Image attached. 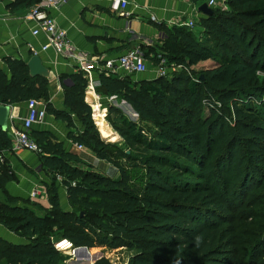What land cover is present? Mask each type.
<instances>
[{"label": "trees", "instance_id": "1", "mask_svg": "<svg viewBox=\"0 0 264 264\" xmlns=\"http://www.w3.org/2000/svg\"><path fill=\"white\" fill-rule=\"evenodd\" d=\"M38 2L13 0L8 8ZM198 22V32L162 28L156 49L141 47L153 64L161 56L183 68L170 77L133 82L128 76H96V93L124 101L141 123L155 128L150 139L143 126L129 134L135 124L118 115L121 126L110 125L128 138L125 148L100 140L81 72L60 76L64 110H57L49 104L47 79L31 77L23 60L3 58L0 105L43 101L46 114L66 123L68 138L112 165L119 177L86 166L51 133L31 130L41 169L50 176L49 208L37 216L7 197L4 185L14 176L0 162V190L8 198L0 200V225L29 241L17 246L0 240V264H64L54 247L60 240L88 250L136 249L129 264H264V100L254 103L264 91L257 84V74L264 73V0H228L226 10L216 8ZM229 104L233 126L220 114ZM107 110L106 117L119 112ZM239 145L255 155V165L245 162ZM10 148L0 129V152ZM58 177L70 211L60 206ZM217 177L225 179L222 185ZM236 195L241 211L225 216L224 201ZM93 264L110 263L101 257Z\"/></svg>", "mask_w": 264, "mask_h": 264}, {"label": "crops", "instance_id": "2", "mask_svg": "<svg viewBox=\"0 0 264 264\" xmlns=\"http://www.w3.org/2000/svg\"><path fill=\"white\" fill-rule=\"evenodd\" d=\"M125 1L128 3L125 11L130 13L128 17L112 9L113 0H65L57 10H50L48 15L53 17L57 25L66 31L77 55L85 54L89 60L98 59L101 61L117 58L137 45L141 46L145 52L150 48L156 49L164 38L162 28L171 29L183 26L187 21H193L196 24L201 17L205 16L199 11L203 4L202 0ZM12 2L13 0H0V67L4 68V71L6 70L2 62L3 58L19 59L26 63L33 55H37L49 73L47 78L49 104L57 110H64L60 76L80 72L76 60L57 56L52 51L43 52L41 46L46 42L45 36L43 34L33 36L31 32L34 24L25 20L29 8L22 7L10 11L8 6ZM150 17H154L156 22H152ZM152 65L156 64L152 63ZM152 68L154 69V67ZM153 69L149 67V72L128 77L133 82L152 81L156 77ZM120 76L124 77L125 75L121 74ZM96 84L97 82H95ZM86 92H89L93 102L94 98L98 102L102 99H113V107L121 109L123 112V106H125L134 113L128 104L124 101L117 102L115 97H106L96 93L95 90ZM85 101L91 108L89 102L86 99ZM96 105L92 103L93 111L96 110ZM99 106L101 109L103 108L101 105ZM8 107L10 119L7 132L11 128L20 126L21 118L25 117L27 112V103ZM103 110L107 115L108 110L106 108ZM31 130L51 133L64 144L65 151L79 156L85 164L102 167L106 163L105 169L101 168L102 172L111 171L114 174L113 179L119 177L117 170L112 165L99 160L92 151L85 148L80 152L75 149L73 142L67 136L70 129L66 123L56 120L53 116L47 114L45 122L34 124ZM0 162H4L14 176L12 181L4 185L6 196L16 200L18 206H26L37 216H43L44 209L49 208L45 188L50 183V176L41 169L38 155L26 151L17 153L11 150L1 151ZM60 180L61 178L58 177L56 184L59 187L60 206L64 211H70L66 191L61 187ZM34 188L39 189L41 193L31 198L30 192ZM4 197L5 194L0 190V200ZM0 240L17 246H25L29 243L28 240L12 233L2 225H0ZM96 249L98 248L87 249L89 256L77 253L75 248L61 252V255L66 258L64 264H93V259L98 260V258H93L90 251Z\"/></svg>", "mask_w": 264, "mask_h": 264}, {"label": "built area", "instance_id": "3", "mask_svg": "<svg viewBox=\"0 0 264 264\" xmlns=\"http://www.w3.org/2000/svg\"><path fill=\"white\" fill-rule=\"evenodd\" d=\"M207 8L214 10L216 8L226 10L228 0H202ZM65 0H40L37 4L30 7L25 15V20L33 23L34 27L31 34L37 36L43 34L46 42L41 46L43 52L52 51L55 55L76 60L79 71L87 82V90L93 91L97 75L125 76L144 74L149 71V63L141 46H135L117 58L98 60L87 59L86 55L76 54L75 47L67 36L65 30L60 28L55 19L48 15L50 10H57ZM112 9L119 11L124 16H129L126 12L128 3L125 0H113ZM152 22H156L154 17H150ZM183 26L192 30L193 21H187ZM159 61L154 66V74L156 77H166L173 72H178L183 68L181 66L168 65L166 60L159 56ZM46 104L39 100H30L27 102V112L25 117L21 118L20 126L11 128L6 131L10 140L12 152H31L40 153V149L35 141L30 137V131L34 124H43L46 119ZM7 130V129H6ZM74 148L78 151H84L85 148L81 144L73 143ZM41 191L34 188L30 192V197L34 198L40 195ZM58 252H66L73 250L71 242L68 240H60L54 244Z\"/></svg>", "mask_w": 264, "mask_h": 264}, {"label": "rangeland", "instance_id": "4", "mask_svg": "<svg viewBox=\"0 0 264 264\" xmlns=\"http://www.w3.org/2000/svg\"><path fill=\"white\" fill-rule=\"evenodd\" d=\"M198 21L196 22V24L194 23V27L192 28L191 31L198 32V30H200V24ZM196 36L199 37L198 35H196ZM148 61H150V60H148ZM149 67H150V69H153L152 67H154V65H152L151 62H149ZM173 73H176V72H173ZM173 73H171V74H173ZM171 74H169L168 77H170ZM156 78H158V77H155L153 80H155ZM257 78H258V83H257L258 86L264 87V73H258ZM192 79H193V81H196V78H192ZM86 91H88V90L86 89ZM259 92H261V93L257 92L256 93L257 97L254 100V103L256 105H259L264 100V91L261 90ZM112 101H113V99H110V100L102 99V101L98 102V100H95V98H94V102L92 101V103L97 104L96 105L97 108L95 111H93V108L91 106L92 113H93L92 118H93V120H95L97 122L96 124L98 125V127L96 125L95 126H96L97 131H98V136L103 143L119 144L120 146H122L124 148L128 147V146L123 145V144H125L126 139H128V138L121 137L118 133L115 132V130L110 125L111 121H115V122H117V125H120V120H118L120 118L118 117V115L128 118L130 121H132L135 124V128L129 130V134L135 133V131L139 127L143 126L144 127V131H143L144 137L146 139H150L152 137V135L155 132V128L153 127V125L148 124V123H141L139 121L138 117L131 116L124 106H123V110H124L123 112L121 111V109H118L119 112L117 111L118 112L117 114H112L109 117H105L107 115L105 114V111L103 109H105V108L107 109L108 106H112V104H113ZM98 103H100V104H98ZM99 105H101L103 108L101 109V107ZM231 105L232 104H229L227 107H225L224 110L220 112V114L224 118V120L227 123H229L230 126H233V124H234L233 121H234L235 117L232 113L233 108ZM125 111H127L128 113ZM207 115H208V110L203 108L202 117L205 118ZM74 120L77 123V120L75 118H74ZM107 133L108 134L110 133V135H107ZM239 147L241 150V155L245 157L246 163L248 162V159H250V163L251 164L253 163V165H255V161L258 162V159H256L255 155H252L251 153L246 152L242 145H239ZM129 148L132 151V153H136V148L133 146L132 143L129 145ZM126 152L129 153L128 150ZM86 166H90V165L87 164ZM106 166H107L106 163H104L102 165V167H100V166L95 167L94 166L95 171L98 173L107 175L111 178L114 177V174H112L111 171H108L107 173L102 172L101 168L105 169ZM83 169L88 170L86 167ZM217 179H218L219 183H221V185L225 181V179L222 177H217ZM60 182H61V180H60ZM220 189L223 191L225 188H222V186H221ZM228 198H229V201H224L225 206L227 207V210H223V213L225 214V216H230L232 214L240 212L241 209L239 208V206H240L239 196H237L235 198H233V197H228ZM7 200H8V198L3 199V201H7ZM225 206H224V209H225ZM236 208H237V210H236ZM234 210H236V211L234 212ZM51 232L56 233V229L55 230L52 229ZM90 252L93 255V258H99L100 256L105 257L109 260L110 264H129L131 258L137 253V250L136 249H126V248L117 249V250H106L104 248H98V249L92 250ZM262 263H264V261Z\"/></svg>", "mask_w": 264, "mask_h": 264}, {"label": "water", "instance_id": "5", "mask_svg": "<svg viewBox=\"0 0 264 264\" xmlns=\"http://www.w3.org/2000/svg\"><path fill=\"white\" fill-rule=\"evenodd\" d=\"M199 11L205 15V16H210L213 13V10L209 9L206 7L205 4H202L199 8ZM26 65L29 70V75L31 77H42L47 79L48 78V70L43 66L41 59L37 55H33L27 62ZM85 99L89 101V97L87 92L85 93ZM137 116V115H136ZM10 119V109L8 106L5 105H0V129L4 132H6L8 121ZM82 215V214H80ZM77 253L83 254L86 256H89L88 250L85 247H79L75 248ZM101 256L98 258L100 259ZM96 259H93V263L95 262Z\"/></svg>", "mask_w": 264, "mask_h": 264}, {"label": "bare ground", "instance_id": "6", "mask_svg": "<svg viewBox=\"0 0 264 264\" xmlns=\"http://www.w3.org/2000/svg\"><path fill=\"white\" fill-rule=\"evenodd\" d=\"M88 94V97H89V104L91 105L92 104V101H93V99L91 98V100H90V94L89 93H87ZM92 106V105H91ZM135 115V114H134ZM136 117V116H135ZM94 122H95V124L97 123L95 120H94ZM96 126L98 127V125L96 124Z\"/></svg>", "mask_w": 264, "mask_h": 264}]
</instances>
